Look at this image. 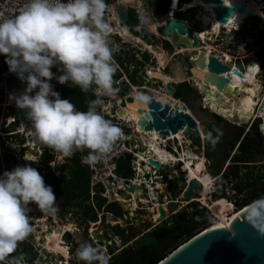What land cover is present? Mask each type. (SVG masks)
<instances>
[{"label":"clouds","instance_id":"1","mask_svg":"<svg viewBox=\"0 0 264 264\" xmlns=\"http://www.w3.org/2000/svg\"><path fill=\"white\" fill-rule=\"evenodd\" d=\"M106 8L105 0H26L18 14L0 19V54L6 57L9 71L26 82L24 90L10 94V99L25 110L34 140L61 159L88 149L84 162L93 164L111 151L120 135L102 114L101 97L113 95L116 72ZM53 67L62 74L55 76ZM54 77L62 85L93 91L96 98L87 102L86 111H79L54 90L50 83ZM23 159L39 160L26 154ZM56 200L52 187L31 164L0 175V259L32 232L29 205L55 214ZM245 215L264 236V196L252 201ZM75 255L84 264H109L104 250L87 242Z\"/></svg>","mask_w":264,"mask_h":264},{"label":"flooded vegetation","instance_id":"2","mask_svg":"<svg viewBox=\"0 0 264 264\" xmlns=\"http://www.w3.org/2000/svg\"><path fill=\"white\" fill-rule=\"evenodd\" d=\"M138 1L139 0H135V2H125V0H105V3L107 5V8L105 10V19L107 21L109 20L110 27L114 28V32L110 33L109 39L111 41L110 46L114 49L113 60L116 67V72L114 73L113 76V81H114L113 87L115 89L113 95L101 97V99L103 100L102 114L106 119L110 120L120 130L119 139L127 137L128 139L125 142V146L133 150L140 160H144L142 156H140L139 154L140 152L141 153L143 152L141 151V147H139L140 144L138 141V135L136 134L137 132L136 126L132 125L133 123H135V121L132 120L126 121L125 119L121 118V116L119 115L120 112L125 111L126 106H128L127 105L128 101L132 98L134 99L136 96L147 97V99L150 100H148L147 102H146L147 99L143 100L144 103H146L145 108H141V107L137 109L132 108L135 110L134 112L137 113L138 109L147 111L148 110L147 107L149 106V104L153 102H160L156 99V96L162 94L159 92V90H164L167 94L170 95L169 97H171V99L177 102L174 105L178 107L182 106L190 116L192 115L190 114V111L188 110L185 103H187L190 98H194L197 102V110L199 117L200 118L205 117L206 114H211L213 117V120L208 121L204 119L202 120L201 123L208 127L210 136L212 137L217 136L218 139H223L224 142L226 140L237 141V142L239 140H243V142L253 146V148L255 149L252 151V153L254 154V158L251 159L254 160L253 164H256L255 160L259 156L264 157V146L262 144L264 143V132H263L264 130V126H263L264 123V33H254L257 31V28L259 27L260 16L257 17L258 20L256 24L250 18V20L248 19L245 20V22H241L240 24H238L237 28L232 29L233 33H208L205 36V39H202L200 36L202 34L201 31L205 29L201 31H197L195 26L192 25V20L195 17L194 11L195 9L198 10L199 8H201L198 7L197 5H200L202 3L199 2L194 7L191 6L192 2L182 7L178 6V10L175 12L174 16L182 20L184 24L189 25L192 28V30L197 33L198 35L197 37L199 39V46L197 48L184 50L181 49L180 47L177 48L174 47L172 45V41L168 38H165L162 35L163 30L161 25H158L159 26L158 28L155 27L156 28V32H155L154 30H151L150 26H147L146 24L147 19L148 21H150V23H152V25L155 24L156 20L154 19L153 12L157 13L158 16H164L165 20H167L169 13L171 11L172 0L168 5V7H166L165 11L158 9L154 0H150L149 10L142 8V5H139L137 3ZM25 3L26 0H0V19L11 18L14 15L18 14L19 11L23 8ZM113 4L114 5L116 4V8H112L114 9L113 11L116 13H112L113 11L110 8V6ZM128 7H133L137 11L139 18L141 19L144 25V26L140 25L138 27V32H139L138 36L129 33V31L127 33H124L122 26L120 25L119 19H117L119 18L118 10L121 9L126 10ZM189 10L190 11L192 10L194 13L192 20H187L185 15L183 14L184 12H187ZM148 11L150 12L147 13ZM115 16L116 18L113 19V17ZM118 28L121 29L122 31L120 32ZM206 29L209 30V26ZM211 29L212 27H210V32H212ZM158 30L160 31L158 32ZM222 30H226V29H222ZM205 49L209 50V54L215 57L219 61V63L228 67L227 71L220 72L217 74L219 77H226L227 75L231 76L232 75L231 70L235 68L237 64L241 65L242 71L239 72L245 78L246 75L248 74L249 69H254V71L249 74V79L243 83L242 87H233V91L236 94L230 92V90L227 89L228 85H232V79L234 76L229 78L227 83H225L224 87L222 88V90L219 91L216 85L204 84L203 80L200 81L201 79L199 76H195L192 73L193 68H196L197 70L204 69V68L203 69L199 68V66L196 65V61L201 52L205 53L206 51ZM155 52L162 53L163 66L159 64L158 57L155 55ZM206 57L207 56L205 55L204 57L205 63L207 62ZM182 59H184L185 62L188 64L187 67H185ZM174 60H177L180 63L181 65L180 72L182 73L183 78L182 80H179L180 82L177 83H175V81H171L173 92H167L165 89V85L167 82L164 83L161 79L156 78L150 74L158 70L162 75L167 73L171 75L170 63L172 64ZM0 67L2 70L0 72V77H2V82L0 83V86L2 87L6 83V76L4 77L3 74L7 73V71L10 73L9 69L6 70L4 68L2 54H0ZM51 70L53 71L54 74L57 71L55 67H53ZM205 73L206 70L203 75L204 78H205ZM14 75L17 76L15 73ZM194 79H196V81H194ZM240 80H244V79H240ZM50 83L53 85L54 90L57 92L59 87L62 85L58 82V80L55 77L50 81ZM181 83H185L187 86L191 87L192 90L190 91L186 87H184L182 89V95H183L182 98H175L173 95L174 90L176 86ZM65 85L70 86L69 83H65ZM201 85H203L204 88H206V90L204 88H201L200 87ZM1 87H0V104H4V105L0 106V122H1L0 134H4V136L0 135V140L7 138L6 140L7 144L8 143L11 144L10 146L8 145V151L6 148V153L9 155H13V154L19 155L21 158H23L24 154L37 155V149L42 150V153H44V147L42 143L36 142L37 144L35 145L31 144V137H30L31 135L28 133V131L23 132L21 135L12 134L13 132L16 131L17 125L15 123H10L7 127H5L7 123V118L12 116L15 105L12 106L13 103L7 102L8 101L7 95H6V100H4L5 91L4 88ZM93 88H95V86H93ZM16 90H21V89H16ZM211 90L212 92H210ZM91 92L94 98H96L94 92L93 91ZM16 95H18V93ZM243 96H247L252 100V106L250 108V111H248L250 114V118L248 119L245 125L240 123L239 117L237 116V114H234V112L231 113L235 115L234 117L228 114L229 108L232 107L231 103H234L235 101L239 102L240 99L243 98ZM210 98H214L213 107H211V103L213 101ZM244 100L250 101V99L248 98H245ZM122 102H124L123 107H121ZM139 102H141L140 98H139ZM241 102L237 103L236 106L238 107L239 105H241ZM163 103L165 102H162L161 104ZM166 103H168L170 106H173L167 101ZM9 109H12V111H10ZM6 111H8V113H6ZM237 112L239 111L237 110ZM222 125H229V126L232 125L234 129L238 130L237 134L235 135V139L234 138L231 139V134L228 131H224L222 129L223 128ZM2 128H7L9 130L7 132H4ZM210 136L208 138L204 137L203 139L200 138L199 140H197V145H194L192 141L191 147L194 148L195 146H197L207 151V149L209 148V143L207 140L210 138ZM12 138L15 139L14 142ZM27 138L28 140H26ZM146 144H147L146 142L143 143L144 145L143 147H146L147 151L149 152H154L156 146H158L159 143H156V146L154 147L153 151H150L146 146ZM21 145H25V147L22 148L20 147ZM30 146L32 147L33 151H36V153L30 151L29 148ZM5 147H6V143H5ZM10 147L12 148V150H10ZM34 147L36 148L35 150ZM16 148L19 149L17 153H15ZM215 149L217 150L218 148L215 147ZM235 151H233L234 154L233 152L230 154V151L226 149L225 152H220L219 158L229 153V155H227L226 158L232 160V156L239 154L238 151L236 152ZM1 154H2V150L0 148V157ZM42 158L43 157H41V159ZM237 158H241V157H236L235 159ZM213 161L214 160L211 159L210 164H212ZM216 162L217 163L215 164V166L218 169L220 167H218L217 165H219L220 161L218 160ZM145 168H147V166ZM163 175L164 174H160V176L162 177ZM193 178H197V177H193ZM193 178L191 177L190 180H193ZM197 180H199V178H197ZM146 200H148L147 194H146ZM155 208L156 207H154L153 210ZM68 212H72V214H76V216L78 217V221L84 225V231L87 233L86 239L78 241L77 238H74L75 241L73 243H70V245L73 246L77 244V248H78L82 243L87 242L89 244H92L93 242L92 245L94 247L103 249L105 244H103V242L101 241H98L92 236V232L90 231L91 229L90 226H92V224L88 222V217L84 216V214L82 213H77L73 210L60 211L62 215ZM102 229L103 228H100L99 226H95V230L93 232L101 233L103 231ZM48 241L49 238L47 237V243ZM28 251H30V249H28ZM10 256L11 255L9 253L3 259L5 260V262L2 263L19 264L16 261H14ZM63 257H64L63 255H60V260H58V263L60 262L61 264H84L83 261H79V260L75 261L73 258H66V257H65L66 260H64ZM27 262L30 264L29 261ZM27 262H25V264H28Z\"/></svg>","mask_w":264,"mask_h":264},{"label":"water","instance_id":"3","mask_svg":"<svg viewBox=\"0 0 264 264\" xmlns=\"http://www.w3.org/2000/svg\"><path fill=\"white\" fill-rule=\"evenodd\" d=\"M172 0V4H173ZM200 3L204 5H212V11L214 14V20L221 25L229 24L232 20L235 13L243 16L244 18L253 17L256 15V11L248 6L245 2L239 0H231L229 5H225L223 0H199ZM119 22L123 30L129 31V33L134 34L135 36L139 35L138 27L140 25L144 26L137 11L133 7H128L126 10H118ZM234 24H238V20L234 21ZM162 26V35L165 38H168L172 41L174 47H180L181 49H195L199 46L198 35L189 25L183 23L182 20L178 19L172 15V5L171 11L169 13L168 19L163 20L160 24ZM160 30H158L159 32ZM158 44V42H157ZM157 50V49H156ZM205 53L201 52L196 61V65L199 68L203 69L206 67V73L204 78V84H213L216 85L219 91L222 90L225 83L231 77H236L244 79L245 77L239 72L242 71L241 65H236L235 68L231 70L232 75H227L226 77H219L217 74L228 70V67L219 63V61L209 55L206 57L207 62L205 63ZM185 67L188 64L182 59ZM2 82V77H0V83ZM7 90L14 91L16 89H22L23 83L21 80L10 72L6 75ZM204 88L203 85L200 86ZM167 92H173L171 86V81H168L165 85ZM206 90V88H204ZM227 89L233 91V86L228 85ZM212 92V90L210 91ZM236 94V93H235ZM124 106V102L121 103V107ZM147 111L142 109L137 110L138 119L132 125H135L136 128L141 130V133L138 131L136 134L138 137H144L146 133H157L162 137L175 136L177 133L182 132L183 137L199 140L200 138H208L210 132L208 127L204 124H200L193 116H190L182 106H170L168 103L161 104L160 102H153L147 107ZM25 110L19 109L14 106L12 118L17 119L19 117L20 121L26 126H31L30 121L26 118L24 113ZM120 115H123V112H120ZM241 124L245 125L246 121H240ZM126 125V124H124ZM242 138V135H241ZM127 140V137H124ZM139 140V138H138ZM243 140H239V143H242ZM48 148V147H47ZM36 148L34 147V150ZM194 151L199 150V147L195 146ZM10 150L12 148L10 147ZM19 151L18 148L15 149V153ZM152 151V150H150ZM143 154L144 158L148 160V164L153 166L155 171H160L163 164L161 162L154 161L153 158ZM236 157H242V155L232 156V160ZM68 167H64L62 163H55L54 169L59 172V179L61 180H70V175L68 172ZM50 167L47 164L41 165L40 169L48 170ZM51 169V168H50ZM108 189V195L112 201L118 203L125 215L128 216L131 211L130 208L123 205L121 201L116 199V195L113 191V185L108 183L106 184ZM203 186L202 183L193 179L188 182L187 187L181 193V199L183 202L189 204L194 202L195 198H200L202 196ZM142 191L140 195L135 199L134 193ZM146 189L140 185H130L126 187L125 190L119 191L121 199L129 200L131 197L129 193H132V198L136 202L137 206L141 205L140 200H146ZM93 194L103 195L104 189L94 186L92 189ZM154 202V201H153ZM213 201L209 199V203ZM159 205V204H158ZM248 206V205H247ZM247 206H244L240 209L239 213L229 224L224 227H209L199 234L195 235L193 238L182 244L167 257L161 260L158 264H264V236L258 234L257 230L247 221L246 218V209ZM147 212H150L149 209H140ZM139 210V211H140ZM158 213L156 219H152L150 228H156L157 226L163 224L170 216L168 210L164 206H158L154 210ZM153 211V212H154ZM108 215H105L101 220L95 212H92L88 216V222L90 224H95L94 226H99L105 230L107 225H111L108 221ZM114 216V214H113ZM114 216L113 218H115ZM117 218V217H116ZM120 219V218H119ZM115 225V224H113ZM116 225H119L116 224ZM103 230V233L95 232L92 236L98 241L107 244L108 234ZM75 237L70 231H66L62 235V242L60 245L62 247H67L69 257L73 258L75 261L76 258V245H70L75 241ZM37 241V243H36ZM46 239L42 240L37 237L35 241H27L24 239L22 242H18L16 249L10 252V257L19 264H25L29 261L30 264H35L40 261V259L48 261L56 259L54 255H48L45 252V248L41 250ZM39 242V244H38ZM38 244V246H37ZM30 249V251H28ZM40 249V251H39ZM13 252H17L14 254ZM40 256V257H39ZM65 259V257H63ZM58 263V260H55ZM28 263V262H27ZM50 262H48L49 264ZM5 264V263H3ZM29 264V263H28Z\"/></svg>","mask_w":264,"mask_h":264},{"label":"trees","instance_id":"4","mask_svg":"<svg viewBox=\"0 0 264 264\" xmlns=\"http://www.w3.org/2000/svg\"><path fill=\"white\" fill-rule=\"evenodd\" d=\"M158 9L165 11L166 7L170 4L171 0H154ZM193 0H179V7L191 3ZM192 4V3H191ZM256 9L258 14L262 16L261 5L256 4ZM187 20H192L194 13L189 10L183 13ZM264 17V16H262ZM251 20L256 24L258 18L251 17ZM127 33V30H123ZM155 55L161 59L163 63V55L161 52H155ZM4 68L9 69L7 63L5 62L6 57L2 54ZM0 67V72H1ZM186 87L188 90H192L191 87L187 86L185 83H181L176 86L174 90L175 98H182V89ZM23 91V88L21 92ZM21 92L14 91L13 93ZM58 92L62 99H67L71 101L76 109L79 111H86L88 107V101L95 99L92 92L87 93L81 91L78 86L61 85ZM148 100H146L147 102ZM177 103V102H176ZM233 116V114H229ZM31 126L25 127L27 131ZM4 132L9 129L2 128ZM176 139H183V133L179 132L178 135L170 136ZM7 138L0 140V148L2 154L0 157V175L4 171H11L13 168L11 162H15L12 155L6 153V143ZM209 143V148L206 151V156L209 161L214 160L212 167L210 166L209 174L213 175L215 179V191L212 193V198L215 201L220 199H227L233 203L236 209H241L244 206L249 205L252 201L264 196V174L259 171V168L253 164L254 154L252 153L253 146L248 145L245 142L238 144L237 141H225L223 139H218L216 137L210 136L207 140ZM35 145V142L32 143ZM264 146V143H262ZM44 156L47 161H51V157L47 154V146L43 144ZM214 147V148H213ZM215 147L218 149L216 150ZM238 151L242 155L241 158H237L232 161V165L227 166L225 170L226 160L222 162V166L217 170L214 169L216 161L219 160L220 152H225L228 149L231 152ZM258 151V150H257ZM160 157H166L170 155L169 152L161 149ZM217 152V153H215ZM89 153L88 149L83 151H76L73 156L68 157L67 161L70 163L68 172L70 175V180H61L53 174L51 169L41 170L44 173L41 174L44 178L46 185L52 187L57 201L58 207L61 211L73 210L77 213H82L84 216L88 217L94 210L91 205L90 197V184H91V173L89 171L88 165L84 162V157ZM251 156V157H250ZM2 159V160H1ZM115 174L118 177L124 179H133L135 172L133 167H131V157L128 154L117 159L115 163ZM161 174H165L161 172ZM170 192L171 195H176V193L181 194L186 188V178L184 174H181L179 178L170 180ZM229 189V191H227ZM231 191V192H230ZM96 205L99 209L105 206V211L114 214L117 218H124V211L121 206L114 202L110 204L107 203V199L96 195L94 196ZM35 205L30 204L29 206ZM168 221L153 228L149 232H140V230L134 227H128L123 229L116 226L112 227L113 232L116 236H120L123 241V247L118 252L110 247L108 250L112 257L109 259V264H158L161 260L167 257L170 253L180 247L182 244L193 238L195 235L199 234L203 230L211 226L210 221L213 219L212 211L200 205L198 202H191L181 210H178L175 214H172ZM29 218L31 213H27ZM32 226V223H30ZM214 224V223H213ZM212 224V225H213ZM16 254L17 252H13ZM0 264H3L0 262Z\"/></svg>","mask_w":264,"mask_h":264},{"label":"rangeland","instance_id":"5","mask_svg":"<svg viewBox=\"0 0 264 264\" xmlns=\"http://www.w3.org/2000/svg\"><path fill=\"white\" fill-rule=\"evenodd\" d=\"M225 2H228L230 4L231 0H223ZM258 4L261 5V8H264V0H257ZM139 5H142V8H145L147 10H149V4H150V0H139L137 2ZM194 3V0H193ZM193 3L191 4V6H193ZM228 4V5H229ZM116 5V4H115ZM115 5H111L110 8L113 11L115 7ZM249 5V4H248ZM179 6V4H178ZM250 6V5H249ZM194 7V6H193ZM201 10V8H199ZM195 9L194 13H195V17L192 20V25L195 26L197 31H201L204 28L206 29L208 26H202L201 22L199 21V16L201 15V11L200 10ZM255 9V8H253ZM110 10V9H109ZM111 11V12H112ZM200 11V12H199ZM150 11H148L147 13H149ZM153 12V11H152ZM151 12V14H152ZM112 13H115L114 11ZM262 16H264V10H261ZM154 14V19L155 21V27H159L158 25L161 24V22L163 20H165L164 16H158L157 13L153 12ZM259 27L257 28V31L254 33H264V17H261L260 14L254 15L253 17H259ZM115 17H113L114 19ZM250 20V19H249ZM199 21V22H198ZM109 22V20H108ZM147 26H150L151 30H154L156 32V28L154 27V25H152V23H150V21H146ZM197 24V25H196ZM210 27H212V32L210 33H233V30H230L228 32V30H220L218 31V29H216V27L214 26H209V30ZM208 30V29H206ZM114 32V28L111 27V33ZM203 32V31H202ZM209 49V48H208ZM159 64L163 66V63L161 62V59L158 58ZM170 67H171V75L164 74L163 76H168L170 78H172L175 83L180 82L178 79V75L180 73L181 70V65L177 60H174L172 62V64L170 63ZM195 69V68H193ZM254 71V69H249L248 74L246 75V78H244V80H241V86L243 85V83L249 79V74L252 73ZM154 73H158L159 75H162L158 70H156ZM201 73L199 72V74L195 75L198 76ZM183 76V75H182ZM22 90V89H21ZM21 90H17V92H21ZM24 90V89H23ZM160 94L158 95V97L156 96V99L158 101L162 102H166V97L165 94H167L164 90H159ZM168 96H170L169 94H167ZM138 98H141L139 96H137ZM245 98L250 99L247 96H243V98L240 99L239 102L235 101V103H240L241 101H243ZM150 100V99H147ZM141 102H144L141 99ZM176 102L173 101L172 105H174ZM188 110L190 111V114L196 119L198 120V122L201 124L202 120H208L211 121L213 120V117L211 114H206L205 117L200 118L198 115V110H197V102L194 98H190L188 100L187 103H185ZM232 104V103H231ZM10 111H12V109H9ZM234 114H237V116L239 117V119H243L244 121H248V118L250 117V115L248 117L242 116L241 114H239V112L234 111ZM233 114V117L235 116ZM244 115V114H243ZM122 118V117H121ZM126 120V119H125ZM222 129L224 131H228L231 134V139H235V135L237 134V129H234V127L229 126V125H222ZM28 133L31 135V144L33 142H36L34 140V138L32 137L31 134V128L28 130ZM153 137H155L156 142L159 143L158 146H156L154 152H149L147 151L146 147H143V143H145V139H143L142 137H138L139 138V147H141V151L143 153H145L146 156H155V155H161L160 150L162 149V147H159L160 145V140H162L161 136L159 134L154 133ZM169 139H171V137H168ZM185 139H187L190 143L193 141L194 145H197V140L196 139H190L188 137H186ZM13 142H14V138H12ZM28 140V138L26 139ZM155 142V144H156ZM11 143V142H10ZM36 144V143H35ZM8 145L10 146L11 144H7L6 142V148L8 151ZM192 145V143H191ZM191 145H189V143L187 142V144L184 145L183 143V147L178 148L179 154H177V157H174L173 155H167L166 157H168L170 159L169 165L166 167H162L160 169V173L156 176L150 172H147V170H149L148 168H142L143 172H146L148 175V180L150 182V190H149V196L150 199L152 198V200L154 201L153 205H151L150 203H147L145 199H141L142 202L145 203V205L142 207V209H149L150 212L144 211V210H137L135 211L137 204L134 200H124L121 198H118L117 193H115L116 195V199L118 201H121L123 203V205H125L126 207L130 208L131 211L129 212L130 214L128 216L124 215L123 219H116L113 218L111 219V217L109 216L107 219L108 221H110V223H112L111 225H107L106 227V233L109 235V242L111 241V245L109 247L103 248L104 252L106 253V255L109 257V259L112 257L111 253L108 251V249L110 247H112L115 250V253H118L122 247H123V241L121 239L120 236H116L115 233L112 230V227H116L119 223V227L123 228V229H127L128 227H134L137 230H140V232H149L152 230V228L149 229V227L152 226L151 221L152 219H156L158 217V213L156 211L153 210L154 207H158V204L160 206H164L169 213V216H171V212H173L172 214H175L178 210H181L183 207H185L186 205H188L187 203L183 202L181 199V194L176 193V195H171V192L169 190L170 188V180L179 178L181 176V174L185 175L186 178V185H188V182L190 181V176L191 174L189 172H187L186 170H184V164L180 165L181 162L179 164H177V162L179 161V158H184L183 162L185 159H189L192 157V159H203L205 160V169L201 171V174L207 175L209 174V168L210 166L212 167V164H210L211 160L209 161V159L206 156V150H203L202 148H199V150L194 151L193 147H191ZM161 148V149H160ZM140 150V149H139ZM237 150V149H236ZM147 152V153H146ZM236 152V151H235ZM232 153V152H231ZM230 153V154H231ZM234 154V152H233ZM44 153L42 154L43 157ZM228 154H225L224 156H221V158H219V165H217L218 167L222 166V162L226 160V165L224 167L223 170H225L227 168V166L232 165V160L227 159ZM33 157H35V154H32ZM51 157V156H50ZM68 158V157H67ZM67 158H59L58 156H55L53 160L55 161H59L63 164L64 167H68V161ZM42 161L48 162L47 158H42ZM52 160V157H51ZM256 164L258 167H262L261 165H263V161H264V157L259 156L256 160ZM23 162H28L26 160H23ZM11 166L12 168H15L17 166L16 161L15 162H11ZM44 162H41V164ZM26 163H24L25 165ZM216 168V166H214ZM105 169V168H104ZM259 171H261L264 174V168H259ZM108 171H106L105 173H107ZM161 172H164L165 174L162 176H160ZM3 174V173H2ZM1 174V175H2ZM202 175H199V180L200 177ZM210 176L213 179V184L215 186V179L213 178V175L210 174ZM193 178V177H192ZM111 184V183H110ZM157 185V186H156ZM210 187L209 189H206L207 187L203 186V190H202V196L200 198H195L194 202H198L200 205H205V207L209 208L212 213H213V219L210 221L211 226L216 225L218 222L220 223V221H224L226 222L228 219L233 218V216H237L241 211L239 209H236V207L233 205V203L227 199H220L218 201L213 200L212 198V193L214 192L213 187ZM187 187V186H186ZM152 188V189H151ZM215 188V187H214ZM110 191V190H109ZM229 191V189L227 190ZM146 192V191H145ZM231 192V191H230ZM142 193V191H139L137 193H134V198L136 199L138 197V195H140ZM157 198V199H156ZM209 199L212 200V203H209ZM57 200H56V204H57ZM157 203V204H156ZM58 206V204H57ZM30 209V213H31V217L30 222L32 223V234L29 236V238H32V235L35 236H40L42 238H45L47 241V237L49 235H53L54 232H58V234L63 235L66 231H70L73 236L75 238H77L78 241L86 239V232L84 231V225L82 223H80L78 221V217L76 216V214H72V212H68L65 214H61L60 210L58 208V211L55 214H46L44 212H41L37 206H29ZM154 211V212H153ZM51 215V216H49ZM169 219V218H168ZM168 219L165 221L167 222ZM163 222V223H165ZM214 223V224H213ZM115 224V225H113ZM213 224V225H212ZM40 227V230H37L38 234L37 235L35 232H33V230L35 229V227ZM95 224H92V226H90V231H92V234L95 233L93 232L95 230ZM94 226V227H93ZM90 235V234H89ZM93 244V242H92ZM105 247V246H104ZM67 249V247H60V249ZM107 250V251H106ZM68 253V252H67ZM66 252L64 253H58L55 254L56 259H52V262L49 264H61L60 262L57 263L55 260H60V255H63L66 258H70L68 257L69 253L65 256ZM66 258L64 260H66Z\"/></svg>","mask_w":264,"mask_h":264},{"label":"built area","instance_id":"6","mask_svg":"<svg viewBox=\"0 0 264 264\" xmlns=\"http://www.w3.org/2000/svg\"><path fill=\"white\" fill-rule=\"evenodd\" d=\"M261 10H264V8H261ZM250 18L251 17H248V18L244 19L242 22H245V20H248ZM55 68L57 70L55 72V76H59L60 74H62L60 71H58L57 67H55ZM7 73H9V72L7 71ZM7 73L3 74L4 77L6 76ZM6 85H7V82L2 86L4 88V91H5L4 100H6V95H7V97H8L7 102L13 103L12 106H14L15 102L10 99V94H17V93L16 92L13 93V91H8ZM23 86H26V84L23 83ZM15 91H17V90H15ZM3 105L4 104H0V106H3ZM6 113H8V111H6ZM24 113H25V111H24ZM11 117L12 116L7 118V123H6L5 127H7L10 123H15L17 125L16 131L13 132L12 134H20L21 135L23 132H25V130L23 129L24 124L20 121L19 117L17 119H14V118L12 119ZM263 126H264V123H263ZM263 132H264V130H263ZM0 135L4 136V134H0ZM203 138L204 137L202 136V139ZM118 139L113 143L111 151L108 152L105 156H103L102 159H100L99 161H97L93 164L87 163L89 171L91 173V184H90V187H91L90 188L91 205L94 208L93 212H95L98 215L100 220L105 215H108L107 217L110 216L111 219H113L114 216H113V214L105 211V206L102 207L101 209L98 208V206L96 205L95 199H94V196H96V195L93 194V192H92V189L94 186L99 187L101 189H104L105 192L103 195H101V197L107 199L106 204H110V203L115 202V201H112L108 195L109 189L106 185L108 183H111L113 185V191H114V193H117L118 198H120L119 191L125 190L126 187H128L130 185L143 186L146 189V194L148 197V200H146V202L150 203L151 205H153V203H154L152 198L150 199V196H149L150 182H149L148 176H147L149 173L147 174L146 172H143L142 168H145L147 166L149 168V170H147V172H150V173L154 174L155 176H156V174L158 175L160 173V171H155L154 167L147 163V161H146L147 159L140 160L139 157L136 155V153H134L133 150H131L130 148H127L125 146L126 140L124 138H122V139L120 138L119 140ZM177 141H178V143H177ZM187 142L189 143V145H191V143L185 138H183L181 140V139H176V138H172V137H171V139H169L168 137H162V140H160V146L162 147L163 150H165V151L169 152L170 154H172L173 156L177 157V154H179L178 148L182 149L183 143L185 145ZM20 147L24 148L25 145H21ZM39 147H40V145H39ZM29 148H30L31 152L36 153V151L32 150L31 146ZM42 154H43L42 150L37 149V155H35V157L39 158L38 162H31V161L23 162L24 159L21 158L19 155L13 154L12 156L15 157L17 166L18 165L24 166V163L31 164V166L36 168L40 174L44 173L43 171H41L42 169H40V166L47 164L51 168V171L53 172L55 177L59 178V172L54 169L55 163H58L59 161L57 162V161L53 160L54 157L56 156V155H54L53 150L49 147L47 148V154L52 157V160L49 162H45V161L41 160ZM125 154H128L131 156V167H133V171L135 172V176L133 177V179H124V178L118 177L115 174V163H116L118 158L122 157ZM30 156H32V154ZM149 157L153 158L154 161L158 162L157 161L158 159L156 157H154L152 155H150ZM183 159L184 158H179V161L177 162V164H179L180 162L184 164ZM41 162H44V163L41 164ZM106 171H108V172L105 173ZM212 187H213V190L215 191V188H214L215 186L213 185ZM129 196L131 197V199H129V201L133 200L132 193H129ZM140 202H141V205L137 206L135 211L142 209V207L145 205V203L142 202L141 200H140ZM158 206H160V205H158ZM202 206H205V205L203 204ZM59 210L61 211L60 208H59ZM102 230H104V229H102ZM101 233H103V231ZM111 243L112 242L111 241L109 242V240H108V242H107V244H105L104 248L106 249V247H109L111 245ZM0 262H5V260L0 259ZM46 263L48 264V261L40 259V261L35 263V264H46Z\"/></svg>","mask_w":264,"mask_h":264},{"label":"bare ground","instance_id":"7","mask_svg":"<svg viewBox=\"0 0 264 264\" xmlns=\"http://www.w3.org/2000/svg\"><path fill=\"white\" fill-rule=\"evenodd\" d=\"M239 1H242V2H245L247 4H249L252 8H255L254 10L256 11V15L258 14V11L256 9V4H257V0H239ZM125 2H135V0H125ZM193 3V1H192ZM199 3V0H194V3H193V6H196L197 4ZM178 4H179V0H174L173 1V4H172V15L175 14V12L178 10ZM224 4L225 5H228L229 3L228 2H225L224 1ZM198 7H201V15L199 16V20L202 24V26H214L216 27V29H218V31H220L221 29H226L228 30V32L232 29H235L237 28L238 24H240L244 19L243 16L235 13L232 20H230L229 24L227 25H221L219 24L218 22H216L214 20V14H213V11H212V5H204V4H200V5H197ZM136 7V6H135ZM116 8V5L115 7ZM126 9V8H125ZM200 10V9H199ZM116 11V10H115ZM200 12V11H199ZM116 13V12H115ZM116 18V16H115ZM119 19V18H117ZM116 20V19H115ZM235 20H238V24L235 25L234 24V21ZM199 22V21H198ZM197 25V24H196ZM118 27V26H117ZM155 27V26H154ZM205 29V28H204ZM118 30L121 32L122 30L118 28ZM201 38L202 39H205V36L210 33V30H203V32L201 31ZM206 46V45H205ZM211 46V45H210ZM206 50V49H205ZM205 55L206 56H209V50H206L205 51ZM193 57V56H192ZM196 58V57H195ZM225 58V57H224ZM196 60V59H195ZM224 61V60H223ZM205 67L203 70H197L196 68L195 69H192V73L194 75H197L200 73V75H198L200 77V81L203 80L204 82V72H205ZM149 73V72H148ZM156 78H159L161 79L164 83L168 82V81H174L172 78L168 77V76H163V75H159L158 73H153L150 74ZM183 76H182V73L180 72L179 75H178V79L177 80H182ZM256 80V79H255ZM194 81H196V79H194ZM191 82V81H190ZM201 82V83H203ZM241 80L240 79H237L236 77H233L232 79V85L233 87H240L241 86ZM196 83V82H195ZM194 85V84H193ZM26 86L23 87V89L25 88ZM213 87V86H212ZM199 91V90H198ZM231 92V90H230ZM133 93V92H132ZM205 94V93H204ZM203 94V95H204ZM216 95V94H215ZM158 97V95H157ZM166 97V101L169 102L170 104L173 103V99H171V97L165 95ZM204 98V97H203ZM202 98V99H203ZM217 98V97H216ZM213 102L211 103V107H213L214 105V98H210ZM175 102V101H174ZM237 103H232V107L229 108V113L228 114H231L233 113L234 111H239V113L242 115V116H245V117H248L250 114L248 111H250V108L252 106V100L250 98V101L248 100H244L243 102H241V105H239L238 107L236 106ZM127 105L129 106H126V109L125 111L123 112V115H119L121 116L123 119H126V121H137L138 119V116L137 114L134 112L135 110L134 109H137L139 107L141 108H145L146 107V103L144 102H139V98H137V96L133 99H130L127 103ZM131 107V108H130ZM134 108V109H132ZM206 109V108H205ZM124 110V109H123ZM226 112V111H225ZM244 114V115H243ZM12 118V117H11ZM250 118V117H249ZM248 118V119H249ZM13 119V118H12ZM240 121H244L243 119H241ZM247 122V121H246ZM132 123V122H131ZM26 127V126H25ZM135 129V128H134ZM25 131H27V128H24ZM136 131H138L139 133H141V130H139V128H136ZM122 133V132H121ZM153 132L152 133H146L145 136L142 138L145 139V142L147 143L146 146L148 147L149 150H154V147L156 146L155 142H156V138L153 137ZM157 134V133H156ZM179 133H177L176 135H178ZM125 136V135H124ZM170 137V136H168ZM36 143V142H35ZM157 143V142H156ZM159 147H161L159 145ZM147 153V152H146ZM25 155V154H24ZM28 155V154H26ZM30 156V155H28ZM140 156H142L143 159H146L144 158L143 154H140ZM155 157L158 159L157 161L158 162H161L163 164V166H168L169 165V162H170V159L168 157H160V156H157L155 155ZM147 163H148V160H146ZM162 166V167H163ZM148 168V167H147ZM149 169V168H148ZM205 169V160L203 159H192L189 158V159H185L184 160V170H186L187 172H189L191 174L190 177H197L199 178V175L201 174V171ZM197 178H193V179H197ZM200 182L203 184V186L207 187L206 189H209L212 184H213V179L212 177L210 176V174H207V175H204L202 174V176L200 177ZM157 186V185H156ZM151 187V186H150ZM152 189V188H151ZM109 192V191H108ZM118 196V195H117ZM241 213V212H240ZM235 218V216H233V218H230L228 219L226 222L224 221H220V223L218 222L216 225H213V226H210V227H224L226 226L227 224H229L233 219ZM94 227V226H93ZM92 232V231H91ZM71 233V232H70ZM49 238V241H48V244H54V249L53 251H57L58 253H64L66 252L65 256L68 254L67 252V249L63 248V249H60V247H62L60 245V243L62 242V235L61 234H58V232H54V234L51 236L49 235L48 236ZM48 248V247H47ZM69 257V255H68Z\"/></svg>","mask_w":264,"mask_h":264},{"label":"crops","instance_id":"8","mask_svg":"<svg viewBox=\"0 0 264 264\" xmlns=\"http://www.w3.org/2000/svg\"><path fill=\"white\" fill-rule=\"evenodd\" d=\"M0 126H1V122H0ZM183 163H181L180 165H182ZM59 208V207H58ZM62 214V213H61ZM49 216H51V215H49ZM29 221H30V219H29ZM31 227H33V226H31ZM40 230V227H39V225H38V227H35V229L33 230V232H35L37 235H40V234H38V232H37V230ZM32 234V232L28 235V237L26 238L27 239V241H35V240H37V237H39L40 239H42V240H44L45 238H42L41 237V235L40 236H35V235H32V238H29V236ZM36 243H37V241H36ZM38 244H39V242H38ZM38 244H37V246H38ZM42 248H41V250L42 249H44L45 248V252H46V254H47V256L48 255H54L55 256V254H58V252L57 251H53V250H55L53 247H54V244H48L47 243V241L45 242L44 241V243H43V245L41 246ZM48 247V248H47ZM39 251H40V249H39ZM48 262H52V260H50L49 258H48ZM47 264V263H46Z\"/></svg>","mask_w":264,"mask_h":264}]
</instances>
